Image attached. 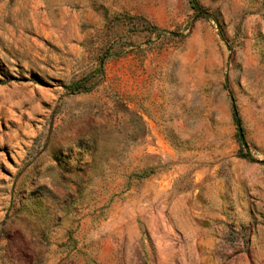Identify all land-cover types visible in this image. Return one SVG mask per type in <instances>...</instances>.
I'll use <instances>...</instances> for the list:
<instances>
[{
	"label": "rangeland",
	"instance_id": "1",
	"mask_svg": "<svg viewBox=\"0 0 264 264\" xmlns=\"http://www.w3.org/2000/svg\"><path fill=\"white\" fill-rule=\"evenodd\" d=\"M0 264H264V0H0Z\"/></svg>",
	"mask_w": 264,
	"mask_h": 264
},
{
	"label": "trees",
	"instance_id": "2",
	"mask_svg": "<svg viewBox=\"0 0 264 264\" xmlns=\"http://www.w3.org/2000/svg\"><path fill=\"white\" fill-rule=\"evenodd\" d=\"M102 66H103V61H100L99 68L97 69V71L99 73H102ZM84 81L85 80H80V81L74 82V83L66 86L65 90H68L71 93L80 92L82 89L85 88V82ZM233 116L235 118V121H237V114H236V111H235L234 108H233ZM241 157L244 158V159H248L249 158V160L253 161V159H250V157H249V155L247 153H242Z\"/></svg>",
	"mask_w": 264,
	"mask_h": 264
},
{
	"label": "water",
	"instance_id": "3",
	"mask_svg": "<svg viewBox=\"0 0 264 264\" xmlns=\"http://www.w3.org/2000/svg\"><path fill=\"white\" fill-rule=\"evenodd\" d=\"M236 127H237V132H238V135H239V138H240L241 142H244L242 131H241V127H240V123H239L238 120L236 121Z\"/></svg>",
	"mask_w": 264,
	"mask_h": 264
}]
</instances>
